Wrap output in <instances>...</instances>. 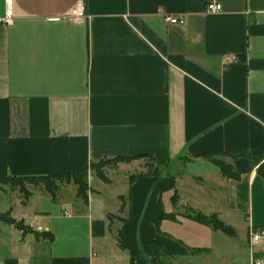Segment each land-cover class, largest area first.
<instances>
[{"label":"crops","instance_id":"obj_1","mask_svg":"<svg viewBox=\"0 0 264 264\" xmlns=\"http://www.w3.org/2000/svg\"><path fill=\"white\" fill-rule=\"evenodd\" d=\"M77 1L12 0L0 24V180L88 169L86 203L72 182L55 200L41 185L26 201L1 187L20 214L0 212L28 232L0 225V264H251L248 230L264 228L250 159H264V0H84L80 25ZM115 158L134 159L105 164V182L92 173Z\"/></svg>","mask_w":264,"mask_h":264},{"label":"trees","instance_id":"obj_2","mask_svg":"<svg viewBox=\"0 0 264 264\" xmlns=\"http://www.w3.org/2000/svg\"><path fill=\"white\" fill-rule=\"evenodd\" d=\"M134 158H115L112 160H106V161H100L99 163L95 164V167H100L101 165H105V163H112V162H120V161H127ZM252 160V164H254L256 168V173L258 176L261 177L263 183H264V163L261 162V158L259 157H250ZM220 171L224 176H229V169H227L225 166L219 165ZM87 168L80 169L78 171H75L71 174H64V175H58V176H46V177H31V178H9V179H2L0 182L7 183L10 186V189L12 190H19V192L23 195L24 201L29 198L30 194L28 192H25L24 190V182L34 183V185H41L43 186L44 191L47 193L48 196L51 197L52 200L56 199L57 193L59 191L60 185L56 184V180L67 178L65 183L69 184L72 182L76 186V197L83 200L84 203L87 202V192H88V185H87ZM97 176L102 179L105 182L104 176L101 174V172H97ZM174 200V199H172ZM22 202L24 205L25 202ZM174 205L176 204V201L174 200ZM124 208V205H122L119 208V212H122ZM188 214L184 215L187 219L192 220L196 223L205 225L210 227L212 230H218L227 234L232 233V230L225 225H223L221 222H219L214 215L211 216H205L202 213L195 211L190 208H186ZM0 222L5 223L7 225H11L17 230H20L22 232H28L22 222H16L13 218H11L10 213H1L0 212ZM34 235V238L36 240L39 239H51V236L46 233H36L32 232ZM119 245V242H118Z\"/></svg>","mask_w":264,"mask_h":264},{"label":"built area","instance_id":"obj_3","mask_svg":"<svg viewBox=\"0 0 264 264\" xmlns=\"http://www.w3.org/2000/svg\"><path fill=\"white\" fill-rule=\"evenodd\" d=\"M6 12L5 16L0 19V24H9L12 16V0H5ZM221 5L216 3H208L205 6L204 11L207 14H214L221 11ZM86 13H85V2L84 0H78L71 13L70 20L78 25L83 24L86 21ZM164 21L171 25L182 24L185 19L183 17L176 16H165ZM264 241V228H254L250 227L248 230V248L250 250L252 263L251 264H264V258L256 257L255 248Z\"/></svg>","mask_w":264,"mask_h":264},{"label":"rangeland","instance_id":"obj_4","mask_svg":"<svg viewBox=\"0 0 264 264\" xmlns=\"http://www.w3.org/2000/svg\"><path fill=\"white\" fill-rule=\"evenodd\" d=\"M213 160H215L216 161V164H217V166L219 167V165H222V166H224L223 165V163L220 161V160H218V159H216V158H212ZM261 162L262 163H264V159H261ZM118 163H127V162H117V163H115V162H112V163H105V164H112V165H117ZM146 164H147V166H148V170L151 172L154 168H153V164H152V162L151 161H146ZM226 167V166H225ZM92 168L94 169V172H92V173H95L96 175H97V172H101V174L103 175V171H105L104 170V168H105V165H101L100 167H95L94 165H92ZM104 176V175H103ZM60 180L61 179H58V180H56V184L58 185H63V184H65V181L67 180V178H64V179H62V181L60 182ZM32 184H34V183H29V182H24V190H25V192H29L30 190H34L35 188H36V186L35 185H32ZM3 185H6L5 183H3V182H0V190H1V187L3 186ZM19 192V191H18ZM69 196V191H66V193H65V198H67ZM4 198H0V211H2V212H4V211H7V210H9L11 207H12V209H13V211L15 212V214L17 215L18 214V216H19V212L17 213V210L19 209L18 207V205L15 203V201H14V199L15 198H17V196L16 197H14L13 198V196H11V195H9V194H7L6 196H3ZM22 198H23V195L21 196ZM23 200V199H22ZM182 215H186V214H188V212L186 211V209H182ZM10 216H13L11 213H10ZM219 221V220H218ZM219 222H221V221H219ZM5 223H2V222H0V225H4ZM223 224V223H222ZM224 225V224H223ZM235 226H236V229H235V231H236V233L238 234V237H239V240H240V244H241V242H243L245 239H246V235H245V230L243 229V225H242V223L241 222H237L236 224H235ZM24 228L27 230L28 228L27 227H25L24 226ZM224 233V232H223Z\"/></svg>","mask_w":264,"mask_h":264}]
</instances>
